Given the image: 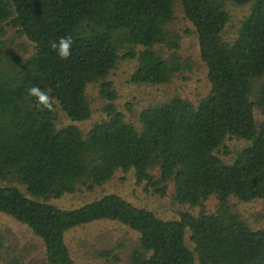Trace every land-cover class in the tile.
Instances as JSON below:
<instances>
[{
	"label": "trees",
	"instance_id": "trees-1",
	"mask_svg": "<svg viewBox=\"0 0 264 264\" xmlns=\"http://www.w3.org/2000/svg\"><path fill=\"white\" fill-rule=\"evenodd\" d=\"M172 2L0 0V212L39 237L42 264H75L66 231L102 219L137 233L129 264H264V229L248 226L227 199L264 201V0H179L196 34L207 92L196 103L174 94L141 107L138 127L114 102L107 75L117 58L135 59V83L166 82L183 67L174 51L163 57L155 50L177 48V34L165 29ZM226 2L249 5L228 40L221 35ZM7 26L31 42L28 55L5 46ZM66 35L73 37L71 55L61 59L51 42ZM94 81L105 117L85 132L74 122L55 126V110L28 95L33 85L49 90L54 109L56 101L70 120H84L91 112L85 86ZM228 136L244 144L225 161L216 151L230 152ZM117 169L159 195L171 182L172 200L198 205V212L163 218L112 191L71 207L46 201L91 190ZM209 195L216 199L211 211L203 207ZM112 248L92 252L119 261ZM6 264L27 263L12 257Z\"/></svg>",
	"mask_w": 264,
	"mask_h": 264
},
{
	"label": "rangeland",
	"instance_id": "rangeland-1",
	"mask_svg": "<svg viewBox=\"0 0 264 264\" xmlns=\"http://www.w3.org/2000/svg\"><path fill=\"white\" fill-rule=\"evenodd\" d=\"M230 13L228 21L222 29V37L230 39L235 34L237 20L248 10V3L242 5L225 3ZM14 28V27H13ZM7 26L4 37L5 46L13 49L23 58L31 52L32 45L24 36L17 35L15 29ZM165 29L177 34V48H168L164 44L155 45V50L163 57L174 51L184 63L179 72H176L166 82L161 83H135L129 80V75L134 68V58H117L114 66L109 71L107 78L113 82L116 92L114 100L117 109L123 112L124 119L138 127L137 114L141 107L155 102L163 101L168 97L178 94L196 103L205 95L209 88L206 79V67L199 58L196 34L191 22L184 16L179 0L172 2V15L165 23ZM120 50L118 51V54ZM264 81V76L258 79ZM257 81V82H258ZM97 82H89L85 86V92L89 100L90 116L84 120H70L60 109L55 101V126L67 122H74L82 132H85L91 123L105 117L101 105L104 99L98 94ZM130 103V107H126ZM255 118L261 117V113L255 109ZM223 144L230 152H223L222 146L216 153L225 161L231 158V150L244 144L242 139L228 136ZM155 172V168H150ZM23 189V185L19 184ZM117 192L135 205L146 207L163 218L178 217L179 209L196 214L199 206H188L186 203H178L171 198L173 186L167 182L165 192L159 195L144 189L142 183H135L134 176L129 170L122 172L115 170L113 176L91 190H80L65 193L59 197H48L46 201L58 206L71 207L97 197L105 192ZM28 194V193H26ZM231 210L238 213L246 224L252 228L264 229V201L260 198L241 200L234 195L228 196ZM216 199L209 195L203 201V207L207 211L215 208ZM64 240L69 247L70 254L75 264H129L127 255L131 247L136 244L137 233L126 225L109 219L95 220L78 225L66 231ZM188 246L191 244L186 239ZM113 247V251L120 256L119 261L99 257L93 254L94 247ZM43 247L41 240L24 223L12 216L0 212V264L12 258H18L27 264H42ZM194 264H200L195 259Z\"/></svg>",
	"mask_w": 264,
	"mask_h": 264
},
{
	"label": "clouds",
	"instance_id": "clouds-1",
	"mask_svg": "<svg viewBox=\"0 0 264 264\" xmlns=\"http://www.w3.org/2000/svg\"><path fill=\"white\" fill-rule=\"evenodd\" d=\"M73 45V37L71 35L61 36L57 41L51 42V47L61 59H67L71 55ZM28 95L35 97L37 106H42L43 109L54 111V99L49 90L33 85L28 89Z\"/></svg>",
	"mask_w": 264,
	"mask_h": 264
}]
</instances>
